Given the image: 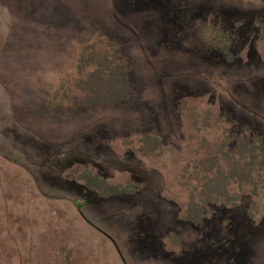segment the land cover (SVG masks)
Wrapping results in <instances>:
<instances>
[{"label":"rangeland","instance_id":"1","mask_svg":"<svg viewBox=\"0 0 264 264\" xmlns=\"http://www.w3.org/2000/svg\"><path fill=\"white\" fill-rule=\"evenodd\" d=\"M262 26L264 0H0V264H264L262 190L191 205L228 127L264 139ZM119 63L130 98L58 102Z\"/></svg>","mask_w":264,"mask_h":264},{"label":"trees","instance_id":"2","mask_svg":"<svg viewBox=\"0 0 264 264\" xmlns=\"http://www.w3.org/2000/svg\"><path fill=\"white\" fill-rule=\"evenodd\" d=\"M207 29L216 34L215 39L209 41L210 48L232 62L235 58L231 50L234 37L218 27ZM261 30H264V26ZM100 72L102 78L109 75L106 81L90 78L84 81L79 98L77 95H69L58 99V102L71 109H92L103 105L113 106L131 97L130 81L123 63L116 64L110 70L97 69L92 73L100 75ZM245 127L243 125L242 129L235 128L236 131L231 126L228 127L221 137L220 147H216L198 165L192 166V180L197 182L192 186L191 200L194 215L192 219L195 222L200 219L202 207L217 205L233 208L239 205L246 192L253 197H259L261 190L264 192V139L256 131L244 129ZM139 141L141 145L151 148L157 145L153 137ZM119 192L122 193L120 190ZM195 215H199V218Z\"/></svg>","mask_w":264,"mask_h":264}]
</instances>
